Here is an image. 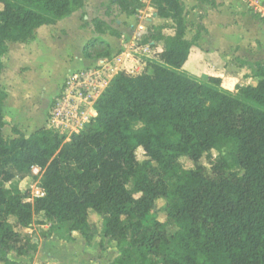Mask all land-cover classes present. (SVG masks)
Returning a JSON list of instances; mask_svg holds the SVG:
<instances>
[{
	"label": "trees",
	"instance_id": "1",
	"mask_svg": "<svg viewBox=\"0 0 264 264\" xmlns=\"http://www.w3.org/2000/svg\"><path fill=\"white\" fill-rule=\"evenodd\" d=\"M84 1L0 0V73L9 43L32 40L37 28L70 16ZM113 3L126 15L142 6L140 0ZM150 5L158 17L171 20L173 35L163 34V26L149 27L141 43H162L157 59L147 61L150 71L113 74L92 103L95 114L68 139L40 127L29 135L13 128L16 136L6 141L7 95L0 89V262L27 264L8 256L32 251L7 217L28 227L42 213L69 223V232H80L88 242L93 211L102 218V237L119 250L108 264H264V62L250 65L256 83L235 91L223 88L219 77L198 78L184 69L199 30L190 40L184 37L182 0ZM92 22L97 33L119 36L103 20ZM81 52L91 59L111 56L109 43L97 37ZM225 143L240 175L228 171L223 158L209 169L200 163ZM182 157L194 167L170 191L166 178L177 174ZM32 167L39 169L43 195L28 200L6 183L14 171L29 174ZM170 197L177 200L167 208L177 226L172 235L155 217L149 225L142 222L157 199Z\"/></svg>",
	"mask_w": 264,
	"mask_h": 264
},
{
	"label": "rangeland",
	"instance_id": "2",
	"mask_svg": "<svg viewBox=\"0 0 264 264\" xmlns=\"http://www.w3.org/2000/svg\"><path fill=\"white\" fill-rule=\"evenodd\" d=\"M140 1L142 6L132 14L133 24L127 29L128 36L124 39L126 42L131 40L133 43L131 54L136 53L141 62L147 64L148 60L157 59L159 47L155 42H150L149 47L152 46V48L149 57L151 58L139 50L138 45L143 34L137 38H135V34L137 31L143 30L140 22H143L147 14L152 12L151 8L154 9L150 5V0ZM253 1L254 6H257V4L264 5V0ZM113 4L112 0H104L102 3L104 6L103 11L107 13L108 17L113 12ZM182 5L185 7L186 4L182 2ZM87 9L89 14L103 16L101 8L95 3H89ZM117 9L119 10L118 7ZM188 12L184 13V17L187 23V35L190 37V34L200 30L198 20L201 19L202 14H199V17L191 18L190 15L188 16ZM85 16L86 12L83 11L77 14L79 26H77L75 20L63 22L64 27H46L47 25H42L40 27L45 28H37L32 40L8 44V51L2 57L3 69L0 73V89L4 90L7 95L2 105V135L6 141L16 136L13 128L29 135L40 127H50L51 109L62 93L65 80L71 75L70 70L81 67L78 71H91L92 74L90 73L86 77V85L83 86V89H79L82 99H74V103L73 101L70 103L76 105L72 108L75 112L72 121L66 123V125L59 124L58 127L52 126L51 128L64 134L67 139L70 133L78 131L83 123L93 115L92 103L113 74L119 70L132 75L150 71L146 65L134 70V66L127 68L125 64L122 65V61L121 63L118 62V55L122 52H128L124 42L118 44L115 55L104 58L102 63L93 62L87 65L88 62L81 58V40L87 34L86 29L91 27L90 23L92 28H94V23ZM108 21L109 25L114 24V20L110 21L108 19ZM108 24L106 23L107 27H109ZM78 27L83 29H78ZM104 32L107 31L104 30ZM63 73L65 74L63 75ZM59 80L62 81V84L58 85ZM56 86H59V91L57 90L58 92L54 93ZM78 93L73 90V96L77 97ZM47 100L50 101V105L45 110ZM229 151L230 145L228 143L222 144L219 149L212 150L209 156L202 157L200 163L206 169H209L218 158H223L228 164V171L240 175L242 169L232 164ZM136 157L138 161L145 159L142 149H137ZM193 167L194 164L190 160L184 157L180 158L177 174L166 178L169 190L173 189L177 178L183 171ZM39 176L38 169L36 171L33 169L29 174L14 171L13 180L6 183V186L19 189L29 197L35 196L36 191L40 189ZM131 187L132 183L128 185V188ZM176 203L177 200L174 197L157 199L153 209L145 214L142 222L149 225L151 218L155 217L161 222L166 233L172 235L177 230V226L167 215V208L175 206ZM7 220L12 224L15 231L29 241L32 249L28 256L9 255L10 261L27 264H108L119 256V250L115 246V242L102 237V218L93 211H90L88 215L91 234V240L88 242L80 232L70 233L69 223L61 224L55 220L50 221L42 213L35 215L28 227L18 226L12 216L7 217ZM70 234L74 235V238H71ZM100 242L103 245L102 248L99 246ZM0 264L5 263L0 262Z\"/></svg>",
	"mask_w": 264,
	"mask_h": 264
},
{
	"label": "crops",
	"instance_id": "3",
	"mask_svg": "<svg viewBox=\"0 0 264 264\" xmlns=\"http://www.w3.org/2000/svg\"><path fill=\"white\" fill-rule=\"evenodd\" d=\"M112 1L114 2L115 0ZM103 2L104 0H85L82 11L86 12L85 17L89 18V20L99 18L107 24L109 22L108 19L110 21L114 20V24L108 25L116 30L120 36L111 35L108 30L101 34L97 33L95 30L93 31L94 28H92V24L90 23L91 27L86 29L87 34L81 40L82 46L93 37L102 38L109 43L111 56H113L115 55L118 44L124 42L127 48L126 51L128 50V52L119 54L118 62L121 63L122 61V65L125 64L127 68L134 66V70H138L143 65L145 66L146 64L141 62V59L136 56V53L134 55L131 54L133 44L131 40L127 39L128 41L126 42L124 39V37L128 36L127 29L133 24V16L123 14L113 4V12L108 17L107 13L103 11ZM182 2L186 4L184 13L189 11L188 16L190 15L191 18L195 16L199 17V14H202L201 19L198 20V24L200 25L199 36L189 50L184 69L202 79L207 76L219 77L221 79V86L230 91H235L237 86L254 85L256 78L253 76L250 65L256 62H264V5L257 4V6H254L253 0H182ZM89 3L98 5L101 8L103 16L89 14L87 9ZM150 10L152 12L148 13L144 18L145 22H140L143 30L137 31L135 38L141 36V34L144 35L151 26H163V34L173 35L174 30L171 20L168 18H160L154 9L151 8ZM82 11L81 9L76 10L70 16L58 21L56 24L47 25L46 27H64L62 25L63 22L72 20H75L77 26H79L77 14H80ZM78 29L83 28L78 27ZM196 31L188 37L187 30H185L184 37L190 40ZM155 44L159 47L157 50L159 53L162 50V43L156 42ZM149 45L150 43L142 44L140 41L138 46L141 48L143 46L149 47ZM151 48L152 46L149 47V52L144 53V55L149 57ZM81 58L88 62L87 65L93 62L102 63L104 61V58H85L82 54ZM78 69H73L69 72L72 74L78 71ZM58 89L59 86H56L54 93H57L59 91ZM49 105L50 101L47 100L45 110ZM92 111L94 115L95 111L93 109ZM72 234L71 237L74 238Z\"/></svg>",
	"mask_w": 264,
	"mask_h": 264
},
{
	"label": "built area",
	"instance_id": "4",
	"mask_svg": "<svg viewBox=\"0 0 264 264\" xmlns=\"http://www.w3.org/2000/svg\"><path fill=\"white\" fill-rule=\"evenodd\" d=\"M148 49H149L148 46H145V47L143 46L139 50L143 51V54H144L146 52H149ZM90 73L92 74L91 71L79 70V71L72 73L67 78V80H65V82L62 86V93L58 96V98L56 99V101H55V103L51 109V112H50L51 125H50V127H47V128L51 129L52 126H55V128H56L59 126V124L66 125V123L72 121V119L75 116V112L72 108H74L76 105L74 106V104L71 105L70 103H71V101H73V103H74V99H82V95L80 93L81 91H79V89H83V86L86 85V77H88ZM73 90L74 91L76 90V93L79 92L77 97L73 96ZM69 107H70V109H69ZM33 169H34V171H36L38 168L32 167V170ZM38 171H39V169H38ZM42 195H43V191L40 188L36 191V195L31 196V197H38V196H42ZM31 197L28 200H31L32 199Z\"/></svg>",
	"mask_w": 264,
	"mask_h": 264
}]
</instances>
